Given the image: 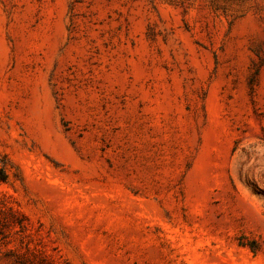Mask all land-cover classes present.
Masks as SVG:
<instances>
[{"label": "rangeland", "instance_id": "374dc122", "mask_svg": "<svg viewBox=\"0 0 264 264\" xmlns=\"http://www.w3.org/2000/svg\"><path fill=\"white\" fill-rule=\"evenodd\" d=\"M0 169V264H264V0H0Z\"/></svg>", "mask_w": 264, "mask_h": 264}, {"label": "trees", "instance_id": "16d2710c", "mask_svg": "<svg viewBox=\"0 0 264 264\" xmlns=\"http://www.w3.org/2000/svg\"><path fill=\"white\" fill-rule=\"evenodd\" d=\"M6 174L3 170L0 169V181L6 180ZM12 220H14L15 224H22L21 223V216L19 214H15L11 216ZM7 227V223L0 219V237L5 238V228ZM10 256L13 264H54L50 261L46 256L42 254L34 255L33 253H29L26 251L25 253H20L15 249H11L8 253Z\"/></svg>", "mask_w": 264, "mask_h": 264}]
</instances>
